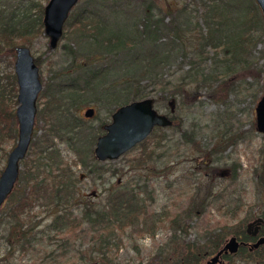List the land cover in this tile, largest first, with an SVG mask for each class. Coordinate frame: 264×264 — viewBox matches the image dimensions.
<instances>
[{"label": "trees", "instance_id": "obj_1", "mask_svg": "<svg viewBox=\"0 0 264 264\" xmlns=\"http://www.w3.org/2000/svg\"><path fill=\"white\" fill-rule=\"evenodd\" d=\"M76 5L71 8L63 30L65 36L74 35L82 41L79 47L65 44L67 52L73 54L74 68L69 71L63 67L54 73V76L63 75L62 78L49 82V88H54L43 108L47 125L43 134L32 140L34 154L24 172L20 170L15 187L1 208L2 221L12 236L8 250L15 251L16 244L27 250L35 245L43 231L69 233L85 222L89 237L80 254L88 264H196L208 253L206 248L216 252L229 238L226 237L228 227L207 228L203 241L190 239L191 216L200 208L194 198L183 211L172 214L165 209L150 213L144 184L133 175H126L129 170L116 165L118 158L101 160L95 157L92 145L99 133H84L83 127L90 117L84 116L81 108L106 102L113 109L128 100L166 89L170 90L172 100L180 101L193 93V87L198 92L203 86L211 99L223 102L235 88L229 84L232 79L224 76L237 70V65L245 66L252 46L264 36L263 12L256 0H183L179 3L167 0L164 4L160 0H84L74 8ZM33 6H38L39 13L27 18V23L20 28L16 27V21L25 20L27 14L19 16L17 7L6 19V14H0V34L4 41L0 43V53L15 54L17 43H30L32 36L42 33L45 5L37 1ZM17 34L21 36L20 41L15 39ZM220 61L224 62V68L220 67ZM36 62L42 65L40 54ZM173 64L187 65L186 73L174 79V75L168 73ZM119 70L123 72L117 75ZM262 71L264 65L256 67V75ZM7 77L6 84L0 77V165L7 152L1 140L4 136L16 137L18 133L15 119L17 76L12 73ZM183 121L175 123L173 119L168 126H155L149 136L129 149L141 146L140 156L130 160V167L140 168L151 158L156 160V149L148 145L150 137H158L160 143V139L167 136L166 129L171 127L181 133L192 149L206 153L207 162L222 158L225 146L235 143L241 136L238 133L232 136L228 130L225 133V129H219L214 140L202 144L196 127L186 126ZM56 135L77 150L76 159L64 158L56 146ZM261 150L259 162L252 170L258 192H264V143ZM78 162L86 172H77L73 165ZM232 166L236 175L239 163L234 162ZM87 174L103 179L109 174L107 185L99 192L85 190L80 183L82 176ZM103 192L105 195L99 197ZM207 197L200 204H205ZM36 202L50 214L44 227H40L41 219H34L36 213L31 212ZM242 221L235 225L232 233L253 240ZM159 223H166L172 232L151 256L118 258L124 237L133 241L140 251V236L135 233L154 235ZM65 239V244L69 245L67 249L49 254L59 256L62 253L66 261H70L77 251L71 253L75 244L69 236ZM68 251L70 254L66 253ZM238 254L256 264H264V242L251 249L240 244L237 252L223 253L224 264L226 259ZM10 264L16 262L11 260Z\"/></svg>", "mask_w": 264, "mask_h": 264}, {"label": "rangeland", "instance_id": "obj_2", "mask_svg": "<svg viewBox=\"0 0 264 264\" xmlns=\"http://www.w3.org/2000/svg\"><path fill=\"white\" fill-rule=\"evenodd\" d=\"M37 1H42L45 5L48 0H0V14H6V19L11 14V10L17 7L16 9L20 12L19 16L27 14L25 20L16 21V27L20 28L27 23V18L36 16L39 13L38 6H33ZM82 1L84 0H79L74 8L79 6ZM177 1L179 3L183 0ZM160 2L164 4L165 2L167 3V0H160ZM15 39L20 41V34L15 35ZM3 42L0 34V43ZM71 43L75 47H79L82 41L74 35L65 36L63 34L59 44L52 47L49 43V35L44 32V27L42 33L32 36L31 42L26 43L31 46L32 52L36 56L40 54L43 59L42 65H40L43 87L38 95V111L34 127V129L37 128V133L34 131L32 139L37 138V135L43 134L44 126L47 125V118L44 115L43 108L54 88H49L48 84L52 80H60L63 76H54V73L63 67H66V70L69 71L74 68L73 63H71L73 54L67 52L68 48L65 47V44ZM210 53H213V50ZM249 57L250 59L245 66L237 65V70L232 71L231 75L224 76L229 78V80L230 78L232 79L229 84L235 88L230 90L223 102L211 99L205 86L201 87L198 92L193 87V93L180 101H177V99L172 100L170 90L167 89L159 91L157 94H152L155 96L156 106L167 112L169 116L171 115L175 123H179L183 119L186 126L194 125L199 134L198 140L202 144L214 140L213 136L219 134L217 132L219 129H225V133L228 130L232 136L236 133L241 134L235 143H229L225 146L222 151V158L207 162L206 160H209V157L206 153L195 148L192 149L191 145L184 142L181 133L176 131L175 127H171L166 129L167 136L161 138L160 143L157 141L158 137H150L148 145L149 148L156 149V160L151 158L146 165L140 168L130 167V160L134 156H140L141 146L139 145V147L129 151V153L120 155L116 162L118 167H124L125 170H129L126 175H133L140 184H144V194L148 203L147 209L150 213L154 211L163 212L165 209H169L172 214L176 211H183L191 203L192 198L196 199L197 206L200 208L198 212L196 211L191 216L192 226L188 234L190 239L199 238L203 241L207 228H218L221 225L228 227L226 229L228 231L226 237L228 238L233 234L232 231L235 225L239 224L240 221L244 220L242 224L246 227V223L250 219L264 212V192H258L254 172L252 171L253 166L259 162L261 148L264 143V132L257 129L255 108L259 96L264 92V71L260 75H256L255 72L256 67L264 65V36L262 40L252 46ZM15 58L16 55L14 53L8 51L0 53V77H2L1 80L3 79L5 84L9 80L8 74L15 73ZM208 67L211 72L212 66L209 65ZM220 67L224 68L223 61H220ZM186 69L187 65L181 67V65L173 64L168 73L174 75L173 78L175 79L183 75ZM122 72H118L117 75L122 74ZM87 106L84 105L81 108L82 114ZM93 106H96L95 113L89 116L90 118L85 122L84 133L89 131L91 133L96 131L97 133L104 132V127H100V125L111 119V112L116 108L113 106V109H110L111 105L109 106L106 102L95 103ZM17 127L18 120L16 119ZM54 138L57 142L56 146L61 149L64 158L69 159V161L76 159L78 152L69 146L67 140L59 138L58 135L54 136ZM16 139L17 136H4L1 140L3 147L7 151L1 158V167L5 164L8 150L17 141ZM94 144L95 142L92 145L93 150ZM1 151L2 148L0 149ZM33 154L34 147L30 145L27 154L21 160L20 170L22 172H24L27 162ZM234 162L239 163L236 175L233 173L232 165ZM73 167L77 169L78 173L86 172L79 162L74 164ZM109 174L106 175V178H109ZM106 178H96L93 174H87L82 176L80 184L87 191L96 190L99 192L103 190V186L107 185ZM104 195L105 192L99 197ZM206 196H208V202L206 198L205 204H200V201H205ZM99 197L94 199H99ZM31 212L36 213L34 216L35 220L36 218L41 219L40 227H44L45 223L50 219L47 208L45 209L39 202H36ZM3 216L0 209V264H10L11 260L16 262V264H55L57 261H59L58 264H88L85 262L83 255L80 254V251L87 245L86 241L89 235H86V228L88 223L84 222L77 225L69 233L55 232L54 230L48 233L43 231L39 233L41 237L32 248L23 250L19 247V244H16V250L10 252L8 244L12 236L9 234V227L2 221ZM155 230L154 235L146 233L141 236L135 233L136 236H140L138 240L140 251L136 250L133 241L128 239L127 236L124 237L123 244L118 250V258L121 260L134 257L136 259H146L151 256L152 252H155V249L164 243L172 232L171 227L166 223H159ZM68 236L70 241L75 244L70 252L74 253L77 251L70 261H66L65 254L53 255L67 249L69 245L65 244L67 241L65 238ZM49 252H53V254H49ZM70 252L66 253L70 254ZM206 252L208 253L204 254L202 259L196 264L206 260L211 255V252L212 254L214 253L211 248L208 250L206 248ZM225 264L256 263L252 259L246 260L242 255L238 254L233 256V258L226 259Z\"/></svg>", "mask_w": 264, "mask_h": 264}, {"label": "water", "instance_id": "obj_3", "mask_svg": "<svg viewBox=\"0 0 264 264\" xmlns=\"http://www.w3.org/2000/svg\"><path fill=\"white\" fill-rule=\"evenodd\" d=\"M264 16V0H256ZM79 0H48L44 6V32L49 35V43L52 47L59 44L64 33V25L71 8ZM15 75L18 83V103L16 105V119L18 120L17 141L8 150L5 164L0 170V209L4 201L13 191L20 175L21 160L27 154L31 145L38 111V98L42 86L40 65L36 62V55L28 44L17 43L15 47ZM173 103V102H172ZM257 129L264 132V92L259 96L255 105ZM95 107L88 105L83 115L92 116ZM111 119L103 124L104 132L97 135L94 144V154L101 160L117 159L120 155L129 151L139 141L150 135L157 125L168 126L173 123V118L167 112L156 106L154 95L137 97L122 103L111 112ZM264 215L260 214L246 223L248 234L256 235ZM264 242V233L251 242L231 234L229 238L211 254L207 260L200 264H224L223 253L237 252L240 244L248 247H258Z\"/></svg>", "mask_w": 264, "mask_h": 264}, {"label": "flooded vegetation", "instance_id": "obj_4", "mask_svg": "<svg viewBox=\"0 0 264 264\" xmlns=\"http://www.w3.org/2000/svg\"><path fill=\"white\" fill-rule=\"evenodd\" d=\"M261 214H263L264 215V212L263 213H261ZM261 228H260V230H259V232L256 234V235H251V234H248V235H250V236H252V237H254V240L255 239H257L258 237H259V235H261V233H264V221L261 223ZM240 238H244L241 234L239 235V239ZM245 239V238H244ZM247 242H251V237H250V239L249 240H247V239H245ZM247 247H248V243L247 244H245ZM210 256V255H209ZM207 258H209V257H207ZM207 258H206V260H207ZM203 261H205V260H203ZM202 262V261H201ZM200 262V263H201ZM199 263V264H200Z\"/></svg>", "mask_w": 264, "mask_h": 264}]
</instances>
